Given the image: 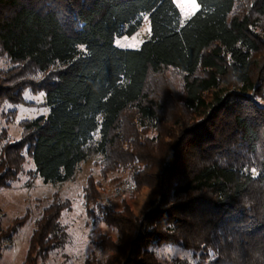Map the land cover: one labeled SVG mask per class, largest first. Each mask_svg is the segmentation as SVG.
<instances>
[{
    "label": "trees",
    "instance_id": "16d2710c",
    "mask_svg": "<svg viewBox=\"0 0 264 264\" xmlns=\"http://www.w3.org/2000/svg\"><path fill=\"white\" fill-rule=\"evenodd\" d=\"M195 3L182 23L173 0H0V117L32 106L25 94L44 93L49 109L20 122L14 142L0 132V189L24 173L69 182L92 152L102 175L127 171L136 193L153 191L138 216L124 201L101 202L87 179L85 215L111 234L92 242L104 259L90 252L83 264H165L162 245L191 252L192 264H264V0ZM145 15L149 38L115 47ZM70 210L52 197L21 264H47L64 248ZM27 220L0 228V243Z\"/></svg>",
    "mask_w": 264,
    "mask_h": 264
},
{
    "label": "rangeland",
    "instance_id": "374dc122",
    "mask_svg": "<svg viewBox=\"0 0 264 264\" xmlns=\"http://www.w3.org/2000/svg\"><path fill=\"white\" fill-rule=\"evenodd\" d=\"M173 1L180 11L182 23L198 10L196 3L193 6L192 0ZM149 34V22L145 15L140 29L132 37L115 39L114 46L124 50H136L149 38ZM7 66L5 61H0V68ZM173 83L177 86L175 78ZM23 98L32 106L14 108L6 106L5 111L16 110V115L9 123H7V119L0 117V132L6 130L10 142L18 140L20 122L41 116L45 117L49 112L48 107L44 104V93L36 96L25 94ZM259 103L264 105V99L259 100ZM150 134L148 135L150 136ZM96 140H98V134L93 135V142ZM100 162L101 157L90 152L87 160L78 165L74 178L69 182L45 184L41 179H32L24 173L9 188L0 189L1 230L11 226L15 219L28 215V220L17 233L10 240L0 243V264H21L23 262L28 240L33 230V222L54 195L61 200H68L71 204V210L63 212L60 217V223L66 226L69 241L63 249L52 253L47 264H83L90 252H93L98 260L104 259L106 253L95 249L92 242L98 241L100 234L110 235L111 230L102 224L92 225L91 219L85 215L82 195L87 179L91 178L99 184L102 193L101 202L110 205L115 210H120L124 201L138 216L147 211L149 201L154 198V195L153 191L149 189H142L136 193L127 171L118 170L102 175ZM30 170H33V165L30 160L26 159L24 171ZM155 253L158 260L165 264H171L175 260H186L191 264L196 261L191 252L174 245H162L155 249Z\"/></svg>",
    "mask_w": 264,
    "mask_h": 264
},
{
    "label": "snow or ice",
    "instance_id": "6c2138e0",
    "mask_svg": "<svg viewBox=\"0 0 264 264\" xmlns=\"http://www.w3.org/2000/svg\"><path fill=\"white\" fill-rule=\"evenodd\" d=\"M193 6H195V0H192Z\"/></svg>",
    "mask_w": 264,
    "mask_h": 264
}]
</instances>
